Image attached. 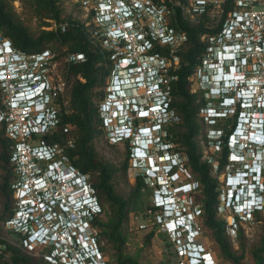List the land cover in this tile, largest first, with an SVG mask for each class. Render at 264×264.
<instances>
[{
	"label": "built area",
	"instance_id": "1",
	"mask_svg": "<svg viewBox=\"0 0 264 264\" xmlns=\"http://www.w3.org/2000/svg\"><path fill=\"white\" fill-rule=\"evenodd\" d=\"M227 1L189 0L187 5L178 3L186 19L195 20L205 14L209 19L206 24L208 32L200 37L204 46L203 56L192 80L198 81L200 89L211 101L217 97L216 92L209 89L211 79L217 72L224 71L225 74L228 62L230 70L235 69L243 81L250 82L252 94L249 97L259 107L256 116H264V0H233V9L224 16L223 6ZM75 3L83 11L81 22L92 41L109 55L112 63V71L105 84V97L100 104L109 142H123L117 136L116 120L109 116L115 114L113 109L107 111L115 102L130 106L128 111L124 110L128 116L134 107L132 103L138 100L146 106L144 112L161 104L162 113L169 116L170 122L174 121L175 114L168 101L172 81L177 80L175 72L180 68L175 53L187 47L189 35L184 29L171 25V7L164 0H75ZM45 22L48 25L43 29L56 35L66 33L69 28L65 21L45 19ZM64 52L59 55L47 49L29 54L15 47L0 31V125H5L7 136L15 143L11 161L16 174L15 209L6 226L25 237L22 246L27 252L53 247L52 252L44 256L53 264H108L103 260L95 236L86 230L90 219L101 213L89 177L69 164L60 145L51 146L41 139L45 134L60 129L61 101L67 86L64 66L87 60L84 53H74L68 48ZM204 111L207 119L216 116L211 108ZM104 113L106 117H103ZM143 129H149V126L145 125ZM64 131L68 132V128ZM211 139L215 140V136L212 135ZM232 139L231 135L228 146L233 145ZM212 144L220 147L218 142L212 141ZM68 145L73 147V141L70 140ZM245 147L251 148L252 144L246 143ZM137 149L131 145L134 167L145 173L149 185H154L155 206L161 209V189L173 192L170 195L176 206L175 213L179 215L177 219L185 214L187 221L196 223L195 231H200L196 217L201 211L190 206L192 200L189 195L194 187L193 183L184 180V175L189 172L182 160L180 162L177 156L167 152L169 149L165 143V153L160 155L159 163L153 162L157 167L148 162L145 168L133 154ZM229 158L231 163H238L231 152ZM174 169H179V174L182 172L184 183L178 184ZM189 183L192 189L187 192L183 188ZM228 206L229 200L224 195L219 211L230 212ZM259 209V212L264 210V203ZM231 212L234 216L229 228L234 231L236 216L240 222H249L255 215L248 212L243 217L241 209L237 208ZM157 216L165 233L177 245L179 254L187 258L190 250L186 247H191L193 238L188 236L190 241L185 244L180 231L172 227V219L166 220L163 214ZM29 218L48 231L53 241L49 237L35 239L36 234L27 225ZM87 242L100 253L90 254L85 246ZM205 252L212 256L211 264H220L212 253Z\"/></svg>",
	"mask_w": 264,
	"mask_h": 264
},
{
	"label": "trees",
	"instance_id": "2",
	"mask_svg": "<svg viewBox=\"0 0 264 264\" xmlns=\"http://www.w3.org/2000/svg\"><path fill=\"white\" fill-rule=\"evenodd\" d=\"M10 1L0 0V31L4 37L13 42L15 47L29 54L48 49L59 55H63L64 49L68 48L71 52L84 53L87 56L85 62L64 66L63 71L67 81L64 93L69 104L66 106L62 99L63 113L60 129L54 133L45 134L41 139L51 146L60 145L69 164L89 177V182L101 206V213L90 219V227L97 232L93 235L101 253L110 254L113 250L112 255H115L118 264H139L135 258L125 255L123 250L129 235L135 231L132 221L139 215L148 216L149 211L160 215L162 209L151 204L154 189L150 188L145 173L137 175L129 193H125L121 184H128V160L118 167L98 159L97 143L105 135L107 136L100 114V104L105 97L104 88L112 69L109 55L94 44L80 19L71 15L62 17V6L68 0H28L41 19H55L69 24L68 31L60 35L47 30H41L39 35L30 33L17 18ZM188 2L189 0H164V3H167L172 10L171 25L184 29L189 35L187 47L175 53V56L179 58L180 68L175 72L177 80L172 81L171 84L170 110L181 121L170 124L169 138L174 142H182L180 148L175 150L182 154L181 158L187 159V162H183V166L191 171L192 175L189 174V176L197 185L196 191L200 192L198 195L190 193L189 197L192 199L194 196L197 205L200 203L197 209L204 211L202 216L204 228L211 231L214 240L227 250V243L224 240L227 222L223 220V214H218L222 194V184L218 174H221L229 165V148L225 142L222 148L224 158L217 161V175H212L214 164L203 161L202 142L205 140L206 145H209L207 132L210 126L205 123L204 118H201L200 113L207 105L205 99L198 98L190 87L195 69L203 56L204 46L200 37L208 32L206 24L209 19L206 18V14L195 20L186 19L178 3L187 5ZM223 8L225 16L233 9V0H228ZM45 25L47 26L48 23L45 22L43 26ZM167 55L170 54L167 53ZM65 128H68V132L64 131ZM198 137L201 139L199 140ZM70 140L73 141V147L68 145ZM14 144V141L6 134L5 125H0V222L4 224L13 216L16 202L14 191L16 174L11 161ZM128 145L129 142L126 146L127 154L131 153V147L128 148ZM210 157H213L212 153ZM260 213H255L254 221L262 220L263 216ZM103 214L107 215V219L101 217ZM236 222V230L241 237L244 234V228L237 216ZM2 231L0 226V236ZM10 235L20 238L22 246L25 237L14 232ZM153 236L154 232L149 233L147 240H151ZM52 249L53 247L37 249L36 252H39L37 256L26 253L0 238V264H53L44 259L45 254H50ZM7 253L10 255L9 261L5 260ZM228 255L229 260L239 264L237 257L233 254ZM254 256L256 264H264V236L260 246L254 251Z\"/></svg>",
	"mask_w": 264,
	"mask_h": 264
},
{
	"label": "clouds",
	"instance_id": "3",
	"mask_svg": "<svg viewBox=\"0 0 264 264\" xmlns=\"http://www.w3.org/2000/svg\"><path fill=\"white\" fill-rule=\"evenodd\" d=\"M228 67L229 63L227 62L225 74H223L224 71L214 74L209 84V89L216 92L217 97L214 99L221 100V105L225 108L221 116H238V126L232 133L233 145L228 146L229 152L237 154L243 159L242 162L235 164L237 166L235 172L239 171L244 164H249L254 159L259 163L261 172L256 169L258 166L254 165L250 171V183H256V178L253 177L255 171L258 172L257 175H261L262 177L261 187L258 185V182L253 186L245 185L244 194L238 192L236 198H229L228 208L231 211L236 208L241 209L244 217L248 212L250 214L259 212V206L264 203V122L260 121H264V116L261 114L256 116L259 107L249 97L252 94L250 82L243 81L244 78L240 74H236L235 69L230 70ZM36 91L34 90V92ZM132 104L134 107L130 111L131 116H128L129 114L124 112V110L128 111L130 108L127 103H112L107 111L109 112L110 109H113L115 113L109 116L116 120L117 136L123 142H129L138 148L133 154L136 160H140L141 164L147 168L148 162L153 163L156 161L159 163L158 159L160 155L165 153L166 131L164 128L170 118L168 115L162 113L160 109L161 104L154 106L152 110H148L147 112H144L146 106L142 101L138 100ZM232 109L234 111H231ZM144 114L149 118H145ZM103 117H106V113H104ZM145 125H148L149 129L144 130L143 127ZM246 143H251L252 147H245ZM256 153L258 154L257 156ZM176 159L181 162L180 156H177ZM235 172H232V175H235ZM72 178L74 179V177ZM253 190L254 194L252 193ZM160 193L163 195V199L161 200L163 202L161 206L162 214L166 220L172 219L171 225L175 230L180 231V238L183 239L185 244L190 241L189 237L193 238L194 243L201 244L198 242L200 231H195L196 223L187 221L185 214H182L181 218L177 219L179 215L175 213L176 206L171 199L172 195H170L174 193L166 189H161ZM28 205L29 207H33L30 203ZM166 210L168 211L167 213L164 212ZM28 213H32V211ZM27 225L29 230L36 234L34 236L35 239L38 237H49V240L53 241L50 238L51 234L45 229H41L33 219H30V223ZM201 245L204 247V250H207L203 244ZM187 248L190 250L187 256L189 259L188 264H211V260L208 257L203 258L197 251H194V248L189 246ZM195 258H198V261Z\"/></svg>",
	"mask_w": 264,
	"mask_h": 264
},
{
	"label": "rangeland",
	"instance_id": "4",
	"mask_svg": "<svg viewBox=\"0 0 264 264\" xmlns=\"http://www.w3.org/2000/svg\"><path fill=\"white\" fill-rule=\"evenodd\" d=\"M11 6L13 8L14 13L16 14L19 21L23 23L25 27L28 28L30 33L35 35H39L41 30L43 29V24L45 23V18H40L36 15L34 9L32 8V4L28 0H11ZM75 0H68L62 6V17L66 18L69 15L82 19L83 18V11L75 5ZM43 23V24H42ZM191 90L195 92L196 90L200 89L198 81L192 80L191 82ZM64 103L68 106L69 101L65 97L64 93ZM201 118H204L205 123L207 122L205 118V111H201L200 113ZM209 135V133L207 132ZM200 140L201 137H198ZM209 145H206L207 142L203 140L204 148V156L203 161H209L214 164L212 169V175H217V161L222 160V147H216L212 144L211 137L208 138ZM127 143L126 142H119L117 144H112L109 142L108 137L105 135L98 143H97V153L98 159L110 165L120 166L125 160H127ZM131 144L128 145V148ZM213 154V157H210V154ZM181 154V153H180ZM131 159L129 161V170H128V184H121V188L125 193H129L131 186L134 185L136 176L142 174L143 171L141 169H135L134 167V159L132 158L131 152ZM182 155V154H181ZM182 162H187L185 157L181 158ZM229 165L225 168V170L218 174V178L222 184V194H221V202L223 201L224 195L226 196L228 185H227V177L232 175V172H235L236 165L230 162V158L228 156ZM189 174L192 175L191 171L188 170ZM189 174L184 175V180L186 181H193ZM182 175V172H181ZM193 183L194 192L192 194H200L197 190L196 183ZM150 188H154V185L150 183ZM154 192V190H153ZM128 196L129 194H124ZM192 204L190 203L191 207H200V203H197L194 200V196L191 199ZM151 204L155 205L154 202V195L152 198ZM197 205V206H195ZM221 210V209H220ZM222 211V210H221ZM1 214V210H0ZM148 216L139 215L137 217H133L132 226L135 229L131 235H129L127 243L124 247V253L127 256L135 258L139 264H188L186 256H181L179 254V250L177 245L174 243L173 239H171L166 233L164 226L161 225L160 219L157 216V213L149 212ZM204 211L200 213L196 217L197 224L200 228V236L198 242L203 244L205 248L212 253L213 257L220 263V264H234L231 260H229L228 254H233L235 257L239 259V264H256V259L254 256V251L260 246L261 240L264 236V210L261 211L262 220L254 221V218L249 222H241L244 228V234L239 237L237 230L230 229V224L233 223L232 217L234 216L232 212H228L226 210L225 213H221L218 210V214H223V220L227 222V227L225 230V238L224 240L227 243V250H224L218 241L214 240V237L211 236V231L204 228L202 216ZM104 219H107V215L103 214L101 216ZM0 226H2V234L0 236L1 239L5 240L6 243L14 245L22 249L26 253L27 252L23 246L20 244V238L13 237L10 235L12 233L11 230L4 224L2 221L0 222ZM203 226V227H202ZM87 232L90 234L96 235V230H93L90 226L87 227ZM154 232V236L151 240H147V236L149 233ZM103 245V243H102ZM109 251V250H108ZM227 251V252H226ZM1 252V250H0ZM110 252V251H109ZM113 252V250H112ZM102 253L103 260L108 264H118L115 259V255ZM34 255H39V252L34 251L31 252ZM114 254V253H113ZM45 259V258H44ZM5 260H10V255L7 253L5 256Z\"/></svg>",
	"mask_w": 264,
	"mask_h": 264
},
{
	"label": "flooded vegetation",
	"instance_id": "5",
	"mask_svg": "<svg viewBox=\"0 0 264 264\" xmlns=\"http://www.w3.org/2000/svg\"><path fill=\"white\" fill-rule=\"evenodd\" d=\"M111 71H112V69H111ZM104 90H105V88H104ZM195 93L197 94L198 98L205 99L206 105H207L206 108L207 109L208 108L213 109L214 113L216 114L215 118H213V119H207L205 116V118L207 120L206 123L210 126L209 127L210 130H208L209 135L207 136V140L209 137L214 135L215 140H212V141L218 142L220 144V147L223 148V145L225 144V142H226V144H228L232 133L234 132V130L238 126V117L235 118V117H223V116H221V114L224 113V111H225V108L221 105L222 104L221 100H218V99H213L211 101L208 100L206 97L207 93L202 91L201 89L196 90ZM168 103H169V108H170L171 103H172L171 98L169 99ZM180 121H181V119L175 115V120L172 122L168 121L167 124L165 125V128H164V130L166 131V145H167V148L169 149L167 152L171 153L174 156H181V154L179 152H176L175 149L180 148V145L182 144V142H174V140H171L169 138V135H170L169 127H170V124H172L173 122H180ZM210 142L211 141L208 140V143H210ZM129 144H131V143H129ZM130 154L131 153H129L127 155L128 163L130 160L132 161V159L130 158L131 157ZM228 156H229V154H228ZM178 172H179V169H177V170L174 169L173 175L176 179L179 180L178 184H182V183H184V181L182 179V175L179 174Z\"/></svg>",
	"mask_w": 264,
	"mask_h": 264
},
{
	"label": "bare ground",
	"instance_id": "6",
	"mask_svg": "<svg viewBox=\"0 0 264 264\" xmlns=\"http://www.w3.org/2000/svg\"><path fill=\"white\" fill-rule=\"evenodd\" d=\"M256 138V137H255Z\"/></svg>",
	"mask_w": 264,
	"mask_h": 264
}]
</instances>
